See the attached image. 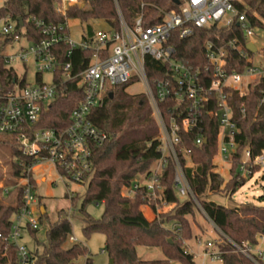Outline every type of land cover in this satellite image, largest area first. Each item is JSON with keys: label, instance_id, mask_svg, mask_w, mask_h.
<instances>
[{"label": "trees", "instance_id": "16d2710c", "mask_svg": "<svg viewBox=\"0 0 264 264\" xmlns=\"http://www.w3.org/2000/svg\"><path fill=\"white\" fill-rule=\"evenodd\" d=\"M55 1L4 0L0 7V18L14 23L15 33L22 34L28 40H36L39 32L31 18L52 23L65 22L69 18L81 22L103 20L108 30H116L119 28L118 11L128 25H132L142 14L143 24L150 26L161 22L163 18L161 11L178 10V5L172 0H81L82 5L69 7L66 16L63 17L55 13ZM243 1L248 6L247 14L252 25L264 29V1ZM250 10L255 11L258 17H253ZM18 18L21 19L22 25ZM94 33L93 27L88 25L87 34L83 38H90ZM11 35L0 36V43L9 42ZM234 36L242 39L235 23L230 27L211 25L196 28L193 34L186 38H180L179 30L175 29L171 32L168 43L173 47V58L176 61L192 68L199 66V78L206 86L211 79V71L204 56V44L213 41L223 45ZM69 49L71 47L66 42L58 44V58L61 61L65 60ZM261 53L264 66V45ZM93 54L91 49L72 48L70 60L73 72L83 70ZM226 59V68L229 71L240 72L248 65L245 59L230 50ZM164 70L165 66L161 62L147 58L146 74L150 83L153 78H163ZM14 80L20 84L24 83L23 78L19 81L15 71L3 66L0 60V92L11 89ZM79 81V77L67 81L66 89L58 90L48 108L42 111L39 121L33 126L34 129H59L69 124L70 112L82 99L83 85ZM134 82L129 80L114 87L110 92L111 97L107 93L102 105L92 110L93 123L107 134V138L102 144L93 147L92 173L85 194L81 198L80 211L83 213L84 223L81 230L84 237L92 232L104 235L103 250L107 254L108 264H171L172 261L179 264H197L194 254L182 249L177 236L164 225L167 220L164 219L165 215L160 213L156 218L148 220L139 209L140 205H148L155 213L157 205L167 203L173 204V213L167 218L176 230L181 229V235L184 237H187L189 232L185 216L192 215L198 208L202 210L218 232L220 240L215 246L220 252L221 264H264V260L255 254L250 253V256L243 254L233 245V243L238 245L247 243L249 247L257 245L258 236H264V206L241 203L235 207H228L208 198L209 194H217L227 189L234 193L245 179L238 170L244 149H249L250 157L253 159L264 148V101L261 100L264 77L249 84L244 94L226 89L230 92L228 101L238 132L234 137L237 142L236 151L232 155L228 171L230 179L225 184L221 175L214 170L215 165L212 162V148L218 132L217 119L204 117L199 128L178 131L175 151L195 199L180 198L177 195L173 185L174 166L169 161L162 169L161 191L157 192L155 198H152L144 188L138 189L132 198L121 195L123 186L129 185L139 175L148 174L151 165L161 157L157 139L159 130L149 118V104L145 94H128L125 91ZM210 95L213 101L214 95ZM175 105L176 101L173 98L158 103L166 123L171 116H177L174 111ZM199 133L206 139L201 144L195 143ZM3 136L5 135H0V142L8 143L13 156L11 175L19 178L24 168L35 162V159L22 156L12 136L6 139ZM259 169L258 165L251 168L252 173ZM30 176L34 183L33 176ZM15 190L13 201L0 202L2 236L9 232L12 215L21 205L22 189L16 186ZM76 199L77 196L74 200ZM38 202L41 204L39 197ZM88 202L103 204L100 218L93 219L84 211V206ZM44 215L45 212L43 214L40 212V223ZM36 232L37 229L26 231L33 239L34 247L30 252L34 264H91L87 247L83 243L69 240L72 228L67 213L59 211L56 220L46 228L43 242L37 240ZM137 246L160 248L164 259L142 260L136 254ZM15 253L12 244L0 240V264H16Z\"/></svg>", "mask_w": 264, "mask_h": 264}, {"label": "built area", "instance_id": "2783aa9c", "mask_svg": "<svg viewBox=\"0 0 264 264\" xmlns=\"http://www.w3.org/2000/svg\"><path fill=\"white\" fill-rule=\"evenodd\" d=\"M178 1V10L161 11L163 18L157 24L145 26L140 14L132 25H128L118 11V29L98 30L90 38L82 37L77 42L69 36L67 20L52 23L31 18L39 32L36 40H28L22 34L15 33L12 22L3 24L0 36L12 35L9 42L0 43V60L3 66L15 71L19 81L23 78L24 83L14 80L11 89L0 92V135L12 136L20 154L35 159V162L24 168L18 183L13 187L20 186L22 189L21 205L12 215L7 235L0 234L1 241L15 247L16 264H34L30 248L23 242L27 229L35 230L40 225L36 215V211L40 212V204L35 181L33 183L30 176L33 168L47 161L57 172L59 180L87 184L92 173L93 147L102 144L107 138V134L93 123L92 110L102 105L104 96L114 87L129 80L140 81L145 87L144 94L159 130L157 139L161 157L148 174L139 175L129 185L123 186V197L132 198L138 189L144 188L155 198L157 192L161 191L162 169L169 161L174 166L173 185L177 195L180 198L195 199L177 157L175 145L180 129L192 131L199 128L204 117L217 119L218 132L212 154L219 157L222 165L230 167L237 147L234 137L238 128L228 101L230 92L226 89L244 94L249 84L264 77V66H256L253 53L246 48L247 43L254 44L251 37L260 28L252 25L247 14L248 6L243 0ZM72 6H80V1L56 0L54 11L65 17L68 8ZM250 11L253 17H258L255 11ZM233 23L238 27L242 39L234 36L223 45L213 41L204 44V56L211 71V79L206 86L199 78V66L192 68L173 58L174 50L168 43L173 30L178 29L179 37L186 38L196 28L211 25L230 27ZM61 42L68 43L71 49L81 47L93 50L94 54L83 70L73 72L71 49L67 51L65 60L58 58L57 46ZM229 50L247 61L248 65L242 71H229L226 68ZM147 58L165 66L163 78H153L149 82L146 74ZM29 64L34 66V83L26 81ZM78 77L83 85L82 99L70 112L69 124L59 129H34V124L39 121L42 111L48 108L58 90L66 89V82ZM243 85L246 91H243ZM210 94L214 95L213 101ZM169 98L176 101L174 111L177 116H171L166 123L158 103ZM261 100L264 101V88L261 90ZM204 140L199 133L195 143L201 144ZM253 165L264 166V148L253 159L249 149H244L238 168L241 176H251ZM2 190L4 194L10 193L8 188L2 187ZM69 238L75 241L72 235ZM257 240L258 243L264 242V236H258ZM233 245L243 254L250 256L252 253L264 260V249L255 248L256 245ZM211 246L212 243L208 242L206 249ZM207 250L205 255L220 261L217 248L210 253Z\"/></svg>", "mask_w": 264, "mask_h": 264}, {"label": "rangeland", "instance_id": "374dc122", "mask_svg": "<svg viewBox=\"0 0 264 264\" xmlns=\"http://www.w3.org/2000/svg\"><path fill=\"white\" fill-rule=\"evenodd\" d=\"M79 1L80 5H82L81 0ZM3 2L4 0H0V7L3 5ZM5 22H8V20L0 18V30ZM67 25L71 40L76 42L87 34L88 25L92 26L95 32L98 30H108V26L103 20L81 22L78 19L69 18L67 20ZM251 40L257 48V51L253 53V63L256 66L263 65L261 48L264 45V29L255 30ZM14 48H17V46ZM34 72V66L29 64L26 74V81L28 83H34ZM125 91L128 94H144L145 87L138 81L128 86ZM243 91H246L245 87ZM148 111L149 118L154 122L150 109ZM3 138L6 139L9 138V136L5 135ZM12 161L13 156L10 153L8 143L0 142V202L3 203L13 201L16 194V190L13 187L18 183V178H14L11 175L10 167ZM212 162L215 165L214 170L221 175L223 183L225 184L230 179L228 172L229 165H222L219 157H215L214 155L212 156ZM156 165L157 161L151 165V168ZM32 173H34L32 175L35 181V191L41 202L40 209L44 207L45 211L43 221L37 228V240L40 242L45 240L46 228L56 220L59 211H63L67 213L69 217L72 228L71 235L75 238L73 242L83 243L87 247L91 257V264H108L107 254L103 250L105 242L104 235L100 232H92L89 236L84 237L81 230L84 223L82 221L83 213L80 211V206L81 198L86 191V182L79 183L59 180L57 172L53 169L51 163L47 161L38 163L37 166L33 168ZM243 181V184L239 185L234 193H231L230 190L227 189V191L223 190V192L217 194H209L208 198L228 207H235L241 203H254L264 206V166H261L260 169L255 171L251 176H246ZM2 187L10 189V193L4 194ZM75 196H77L76 200H74ZM139 209L148 220L156 218V215L160 213L161 215H165L164 219L167 220H165L164 225L171 229L172 234L177 236L178 244L182 249L194 254V260L197 264H221L218 259H214L210 255H205L204 253L205 250H207L206 244L208 242L212 243V246L206 251L210 253V251L216 249L215 243L219 242L220 239L213 223L205 216L200 208L195 210L192 215L185 216L189 230V232H187V237L181 235V229L178 228V230H176L175 227H173V223L167 218L173 213V204H159L157 205L155 213L148 205H140ZM84 211L93 219H98L102 215L103 204L88 202L84 206ZM40 212L36 211L38 217L40 216ZM169 240L171 241V239ZM23 242L30 249L34 247L33 239L29 236H24ZM136 254L142 260L164 259L163 252L157 247L137 246ZM171 264L179 263L172 261Z\"/></svg>", "mask_w": 264, "mask_h": 264}, {"label": "water", "instance_id": "95a60500", "mask_svg": "<svg viewBox=\"0 0 264 264\" xmlns=\"http://www.w3.org/2000/svg\"><path fill=\"white\" fill-rule=\"evenodd\" d=\"M175 4H179V1L178 0H172ZM18 21H19V23H20V25H22V23H21V19L20 18H18ZM246 48H247V50L248 51H250V52H252V53H254V52H256V47H255V45L253 44V43H251V42H249V43H247V45H246ZM110 94V97H111V93H109ZM206 141V139L204 140V142ZM40 211H41V213L43 214L45 211H44V207H41V209H40Z\"/></svg>", "mask_w": 264, "mask_h": 264}, {"label": "crops", "instance_id": "0c3cea01", "mask_svg": "<svg viewBox=\"0 0 264 264\" xmlns=\"http://www.w3.org/2000/svg\"><path fill=\"white\" fill-rule=\"evenodd\" d=\"M36 167V166H35ZM34 174V173H33ZM25 236H28L27 234ZM255 248H261L264 249V242H259Z\"/></svg>", "mask_w": 264, "mask_h": 264}]
</instances>
